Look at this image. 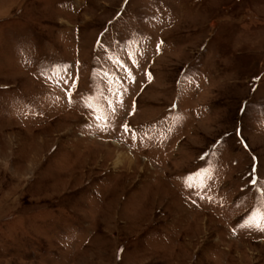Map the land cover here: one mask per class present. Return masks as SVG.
Returning <instances> with one entry per match:
<instances>
[{
	"label": "rangeland",
	"instance_id": "rangeland-1",
	"mask_svg": "<svg viewBox=\"0 0 264 264\" xmlns=\"http://www.w3.org/2000/svg\"><path fill=\"white\" fill-rule=\"evenodd\" d=\"M262 217L264 0H0V264H264Z\"/></svg>",
	"mask_w": 264,
	"mask_h": 264
},
{
	"label": "snow or ice",
	"instance_id": "snow-or-ice-1",
	"mask_svg": "<svg viewBox=\"0 0 264 264\" xmlns=\"http://www.w3.org/2000/svg\"><path fill=\"white\" fill-rule=\"evenodd\" d=\"M126 2H127V0H126ZM73 87H75V82H73V85H72ZM124 127V130L127 132L129 129H128V126L127 125H124L123 126ZM103 130V129H102ZM191 186V185H190ZM262 219H264V217H262ZM262 230H264V229H262Z\"/></svg>",
	"mask_w": 264,
	"mask_h": 264
}]
</instances>
